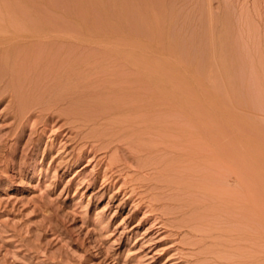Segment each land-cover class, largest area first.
Instances as JSON below:
<instances>
[{"label":"rangeland","instance_id":"rangeland-1","mask_svg":"<svg viewBox=\"0 0 264 264\" xmlns=\"http://www.w3.org/2000/svg\"><path fill=\"white\" fill-rule=\"evenodd\" d=\"M0 1L1 38L53 16L82 39H29L7 76L0 44V264H264V0Z\"/></svg>","mask_w":264,"mask_h":264},{"label":"bare ground","instance_id":"bare-ground-1","mask_svg":"<svg viewBox=\"0 0 264 264\" xmlns=\"http://www.w3.org/2000/svg\"><path fill=\"white\" fill-rule=\"evenodd\" d=\"M3 1V0H2ZM60 1V0H59ZM10 2V1H9ZM28 2V1H27ZM29 2H30V0H29ZM40 2V4H41V6H42V4H43V7L44 6H47V7H55V6H57L56 5V2L54 3V1L53 0H33V2L32 3H27V5H26V8L24 9L23 7H21V9H19L20 7L18 6V11H19V13H20V16H24L25 18H31V16L32 15H35V16H37V17H39V16H41V14H43L42 12H41V14L39 13L40 11H39V9H37L36 8V6H35V4H38ZM63 2V1H62ZM85 2V1H84ZM0 3H3V2H1L0 1ZM5 4L7 3V2H4ZM61 3V1L59 2V4ZM90 3V2H89ZM69 4V3H68ZM8 5V4H7ZM7 5H5L4 6V4L2 5L1 4V11H3V13L4 12H6V13H4L5 15H7V14H9V15H11V11L9 12V9L7 8ZM24 5V4H23ZM39 5V4H38ZM77 5V4H76ZM86 5V4H85ZM59 6H61V5H59ZM62 6H63V3H62ZM131 6V5H130ZM3 7V8H2ZM4 7L6 8V9H4ZM8 7L10 8V10L12 9L11 8V5L9 6L8 5ZM14 7H15V9H17L16 7L17 6H13V9H14ZM72 7H74V6H72ZM137 7V6H136ZM46 8V7H45ZM75 8V7H74ZM120 8V7H119ZM146 8V7H145ZM12 9V10H13ZM23 9V10H22ZM53 9V8H52ZM133 9V8H132ZM139 9V8H138ZM7 10H8V12H7ZM21 10V11H20ZM47 10V9H46ZM54 10H55V8H54ZM60 10V9H59ZM59 10H57V12L59 11ZM67 10V9H66ZM72 10H73V8H72ZM141 10V9H140ZM16 11V10H15ZM44 12H46L45 10H44ZM131 12H133V10L131 11ZM135 12V11H134ZM3 13H1L0 12V15H2ZM130 13V12H129ZM154 13V12H153ZM16 14H18V12L16 11ZM47 14V13H46ZM70 14V13H69ZM75 14V13H74ZM152 14V13H151ZM5 15H3V16H5ZM19 15V14H18ZM17 15V16H18ZM63 15H64V13H63ZM62 15V16H63ZM3 16H1L2 18H3ZM16 16V15H15ZM35 16H34V18H35ZM43 16V15H42ZM44 16H48V15H44ZM131 16V15H130ZM138 16V15H137ZM152 16V15H151ZM23 17V18H24ZM65 17V16H64ZM74 17V16H73ZM129 17V16H128ZM157 17V16H156ZM7 18V17H6ZM17 18V17H16ZM15 18V19H16ZM21 18V17H20ZM17 19V21L18 20H21V19ZM27 18V19H28ZM34 18H33V20H34ZM46 18V17H45ZM56 18V17H55ZM53 16H52V18H47V19H45V21H41V22H39L38 23V21H33V22H36L37 24H34V25H32V24H28L29 26L27 27V30L28 31H26L25 32V30H23L22 32L23 33H18L17 31H16V29H15V27L16 26H14V29H15V33H14V30H13V28H11L12 27V25L11 26H9L10 28H11V30H13V32L10 30V28H9V31L11 32V34H12V36H8L7 34V31H8V29H6L5 28V25H4V23L3 24H1L0 23V28L2 27L3 28V26H4V29H6L5 30V33H7L6 35L7 36H5V37H3V38H1V36H0V44H4L5 45V51H6V53L4 54V52H3V55H2V59L1 60H3L4 61V69H5V73H6V76H7V73H8V75H9V73H11L12 74V72L14 73L15 72V70H16V61H18L16 58L17 57H19V59L20 58H22L21 56H23V55H19L18 56V49H19V46L21 45V44H28V47H29V45L32 43H34L33 42V40H32V42L29 40V39H38L39 41H41L42 42V45H43V43H45V44H47L48 43V45H49V43L50 42H53V41H49L50 40V38H52L51 36H52V33H58V32H62V35L63 36H60V37H54V39L55 40H59L61 43H63L62 45H63V54H65V53H67L68 54V52H69V58H70V54L71 53H75L76 52V49H77V46H79L78 44H79V42L81 41V43H82V39L80 38V37H78V35H77V33H78V31L76 30V28L77 27H74V25H70V24H65V23H67L66 21L67 20H65V23L64 22H62V21H60L59 19H55ZM59 18V17H58ZM66 18H68L69 19V17L67 16ZM76 18V17H75ZM139 18V17H138ZM32 19V18H31ZM40 20L42 19V17L41 18H39ZM63 19V18H62ZM118 19V18H117ZM137 19V18H136ZM151 19V18H150ZM155 19V18H154ZM163 19V18H162ZM13 20V19H12ZM30 19H28V20H26V21H29ZM36 20H37V18H36ZM11 21V20H10ZM23 21V20H22ZM21 21V22H22ZM25 20H24V22H26ZM70 21H73V20H70ZM75 21V20H74ZM32 22V21H31ZM125 22V21H124ZM8 23H9V21H8ZM11 23V22H10ZM18 23V22H17ZM30 23V22H29ZM131 23V22H130ZM134 23V22H133ZM13 24V23H12ZM21 24V23H20ZM23 24V23H22ZM71 24H73V22L71 23ZM77 23H75V25H76ZM2 25V26H1ZM8 25V24H7ZM31 25V26H30ZM139 25V24H138ZM160 25H161V23H160ZM164 25V24H163ZM18 26V25H17ZM146 26V25H145ZM158 26V25H157ZM172 26V25H171ZM19 27V26H18ZM22 27V26H21ZM8 28V27H7ZM23 28V27H22ZM146 28V27H145ZM152 28V27H151ZM3 29V30H4ZM24 29H26L25 27H24ZM2 30V29H1ZM0 30V31H1ZM2 30V34L4 33V31ZM19 30V29H18ZM22 30V29H21ZM20 30V31H21ZM138 30V29H137ZM136 30V31H137ZM153 32V31H152ZM1 33H0V35H1ZM4 33V34H5ZM13 33H14V35H13ZM143 33V32H142ZM150 33V32H149ZM10 34V33H9ZM10 34V35H11ZM61 34V33H60ZM79 34V33H78ZM48 36H50V38H48ZM110 36V35H109ZM133 36V35H132ZM115 37V36H114ZM134 37V36H133ZM145 37V36H144ZM169 37V36H168ZM80 38V39H79ZM88 38V37H87ZM109 38V37H108ZM108 38H106L105 40H109ZM110 38H112V37H110ZM20 39V40H19ZM53 39V38H52ZM89 39V38H88ZM140 39V38H139ZM29 40V41H28ZM105 40H100V41H105ZM172 40V39H171ZM99 41V40H98ZM100 41H99V43H100ZM173 41V40H172ZM41 42H40V44H41ZM59 42V43H60ZM83 42H84V39H83ZM87 42H89V41H87ZM91 42H93L92 40H91ZM110 42V41H109ZM112 43H113V41H112ZM140 43V42H139ZM139 43H138V45H139ZM170 43H171V41H170ZM30 45V49H32V50H35L37 47V45L35 46V44H38V42L36 41V43L35 44H33V45ZM39 44V45H40ZM55 44V43H54ZM100 44H103V43H100ZM105 44V46H106V44H108V41H107V43H104ZM111 44V43H110ZM23 46V45H22ZM104 46V45H103ZM2 47H3V45H2ZM1 47V48H2ZM24 47V49H26L25 48V46H23ZM22 47V48H23ZM45 47V46H44ZM47 47V46H46ZM49 47V46H48ZM53 47V46H52ZM52 47H50V48H52ZM57 47V46H56ZM137 47V46H136ZM7 48V49H6ZM38 48H39V46H38ZM103 48V47H102ZM139 48V47H138ZM23 49V50H24ZM29 49V50H30ZM42 49V48H41ZM22 50V51H23ZM39 50V49H38ZM45 50V49H44ZM4 51V50H3ZM26 51H28V50H26ZM127 51V50H126ZM137 51V52H136ZM135 52L138 54V50H136ZM24 52V51H23ZM22 52V53H23ZM71 52V53H70ZM131 52H133V50L131 51ZM131 52H130V54L127 52H125V54L123 53V56L121 57V58H125L123 61H125V63L124 64H122V66L123 65H125L124 66V68H131L132 70V72H134V77L132 76V77H130L131 75L129 74L128 76L127 75H125V77L123 76V78H125V79H127L128 78V80L127 81H130L131 79H132V81L133 80H137V81H141V78H142V69L144 68V69H147V68H145V66H147V65H145V64H142L143 62H141V60H139L140 58H137L135 55H133V54H131ZM35 53V52H34ZM56 53H57V51H56ZM221 53V52H220ZM1 54V53H0ZM20 54H21V52H20ZM47 54H48V51H47ZM77 54V53H76ZM120 54H122V53H120ZM140 54V53H139ZM138 54V55H139ZM39 55V54H38ZM59 55V54H58ZM57 55V56H58ZM17 56V57H16ZM54 56H56V55H54ZM60 56H61V54H60ZM72 56H73V54H72ZM135 56V57H134ZM139 56H142V55H139ZM222 56V55H221ZM240 56V55H239ZM0 57H1V55H0ZM63 57V56H62ZM61 57V58H62ZM78 57V56H77ZM77 57H73V58H71V60L69 61L70 63H68L67 65H68V68H67V66H66V69L65 70H63V73L61 74L62 75V77L64 78V82H65V84H64V88H63V91H62V94L64 95V97L65 98H67V100H69L70 98L72 99H70L71 100V102H70V100L69 101H67V103L69 102L70 104H69V108L68 109H70V111L71 110H74V114H75V109L77 108V104H78V98H77V90H78V78H77V76H78V74H79V70H78V65L76 66V64H77V62H76V60L77 59H75V58H77ZM25 58V57H24ZM26 58H27V55H26ZM64 58V57H63ZM113 58V57H112ZM121 58L120 59H116V61L117 60H119V61H121ZM23 59V58H22ZM80 59V58H79ZM105 59H108V58H106L105 57ZM110 59V58H109ZM142 59V58H141ZM43 60V59H42ZM61 60V59H60ZM2 61V62H3ZM39 61V60H38ZM65 61H66V59H65ZM113 61V60H112ZM112 61H110V62H112ZM115 61V60H114ZM143 61V60H142ZM40 62H42V61H39V63ZM67 62V61H66ZM66 62H65V64H66ZM93 62V61H92ZM100 62V61H99ZM104 62V61H103ZM107 62H109V60L107 61ZM109 62V63H110ZM118 62V61H117ZM122 62V61H121ZM243 62V61H242ZM11 64V66H10V64ZM46 63V62H45ZM52 63V62H51ZM62 63V62H61ZM97 63V62H96ZM123 63V62H122ZM64 64V63H63ZM63 64H61V65H63ZM92 64V63H91ZM94 64V63H93ZM106 64V63H105ZM104 64V65H105ZM113 64V63H112ZM245 64V63H244ZM18 65V64H17ZM96 65V64H95ZM98 65V64H97ZM114 65V64H113ZM119 65V64H118ZM143 65H144V67H143ZM237 65V64H236ZM2 66V65H1ZM8 66H10V68L8 67ZM94 66V65H93ZM121 66V65H120ZM121 66V67H122ZM157 66V65H156ZM224 66V65H223ZM222 66V67H223ZM91 67V66H90ZM97 67V66H96ZM99 67V66H98ZM103 67V66H102ZM105 67V66H104ZM103 67V69H105ZM112 67V66H111ZM114 67H116V66H114ZM2 68V67H1ZM61 68V67H60ZM63 68V67H62ZM80 68V67H79ZM244 68V67H243ZM94 69V68H93ZM107 69V68H106ZM105 69V70H106ZM121 69V68H120ZM123 69V68H122ZM121 69V70H122ZM149 69V68H148ZM10 70V71H9ZM110 70V69H109ZM128 69H125L124 71H123V73L125 72V71H127ZM245 70V69H244ZM1 71V70H0ZM18 71V70H17ZM128 71H130V69L128 70ZM127 71V73L126 74H128V73H131V72H128ZM149 71V70H148ZM233 71V70H232ZM243 71V70H242ZM118 72H120V71H118ZM252 72H254V71H252ZM103 73V72H102ZM104 73H106V72H104ZM110 73H111V71H110ZM144 73H147V70H146V72H145V70H144ZM163 73V72H162ZM11 74H10V77H11ZM125 74V73H124ZM250 74V73H249ZM254 74V73H253ZM105 75V74H104ZM123 75V74H122ZM148 75V74H147ZM164 75V74H163ZM167 75V74H166ZM170 75V74H169ZM244 75V74H243ZM251 75V74H250ZM162 76V75H161ZM240 76H241V74H240ZM12 77H13V75H12ZM9 78V76H8V82L10 83V85L12 86V85H15L14 84V82H17V81H15V79L14 78ZM17 77V76H16ZM149 76H147V78H148ZM227 77V76H226ZM249 77V76H248ZM252 77H254V76H252ZM251 77V78H252ZM59 78V77H58ZM81 78V77H80ZM122 78V77H121ZM146 78V77H145ZM153 78V77H152ZM236 78V77H235ZM4 79V78H3ZM6 79V78H5ZM112 79V78H111ZM130 79V80H129ZM150 79V78H149ZM160 79V78H159ZM170 79V78H169ZM225 79H227V78H225ZM237 79V78H236ZM253 79V78H252ZM251 79V80H252ZM84 80V79H83ZM114 80V79H113ZM121 80V79H120ZM143 80H145V79H142V81ZM151 80V79H150ZM228 80H229V78H228ZM118 81V80H117ZM126 81V80H125ZM126 81V82H127ZM146 81H147V83H148V79H146ZM146 81L144 82V83H146ZM151 81H153V80H151ZM150 81V82H151ZM237 81V80H236ZM242 82V81H241ZM8 83V84H9ZM19 83V82H18ZM17 83V84H18ZM115 83V82H114ZM117 83V82H116ZM124 83V82H123ZM155 83H157V82H155L154 81V84ZM232 83H233V80H232ZM252 83H253V81H252ZM261 83V82H260ZM25 84V83H24ZM158 84V83H157ZM167 84V83H166ZM228 84H229V82H228ZM247 84V83H246ZM245 84V85H246ZM85 85V84H84ZM122 85H124V84H122ZM143 85V84H142ZM156 85V84H155ZM231 85V84H230ZM229 85V86H230ZM234 85V84H233ZM240 85V84H239ZM16 86V85H15ZM24 86V85H23ZM61 86V85H60ZM82 86V85H81ZM125 86V88H126V85H124ZM128 86H129V83H128ZM128 86H127V88H128ZM147 86V85H146ZM241 86V85H240ZM239 86V87H240ZM63 87V86H62ZM122 87V86H121ZM132 87V86H131ZM156 87V86H155ZM248 87V86H247ZM260 87V86H259ZM118 88V87H117ZM157 89H158V87H156ZM245 88V87H244ZM80 89V88H79ZM122 89V88H121ZM135 89V88H134ZM248 89V88H247ZM246 89V90H247ZM4 90V89H3ZM62 90V89H61ZM123 90H125V89H123ZM122 90V91H123ZM137 90V89H136ZM140 90V89H139ZM138 90V91H139ZM145 90V89H144ZM156 90V89H155ZM169 90V88H167V91ZM236 90V89H235ZM241 90H243V87H242V89ZM241 90H240V92H241ZM245 90V89H244ZM246 90L244 91V93L246 92ZM79 91V90H78ZM126 91V90H125ZM146 91V90H145ZM149 91V90H148ZM147 91V92H148ZM157 91V90H156ZM158 91H160V90H158ZM157 91V92H158ZM248 91H250V90H248ZM253 91V90H252ZM114 92V91H113ZM150 92V91H149ZM148 92V93H149ZM163 92V91H162ZM239 92V93H240ZM256 92V91H255ZM255 92H254V94H253V96L255 95ZM122 93V92H121ZM137 93V92H136ZM141 93H142V91H141ZM151 93V92H150ZM238 93V94H239ZM242 93V92H241ZM247 93V92H246ZM250 93V92H249ZM252 93V92H251ZM11 94V93H10ZM125 94V93H124ZM152 94V93H151ZM171 94V93H170ZM248 94V93H247ZM259 94V93H258ZM153 96H154V94H152ZM157 95H159V94H157ZM167 95H168V92H167ZM125 96V95H124ZM141 96V95H140ZM146 96V95H145ZM147 96H149V95H147ZM173 96V95H172ZM251 96V95H250ZM256 96H258V95H256ZM68 97H70L69 99H68ZM123 97V96H122ZM131 97V96H130ZM150 97H152V96H150ZM236 97V96H235ZM81 98V97H80ZM148 98V97H147ZM154 98V97H153ZM163 98V97H162ZM172 98V97H171ZM237 98V97H236ZM244 98V97H243ZM251 98H252V96H251ZM255 98H257V97H255ZM62 99V98H61ZM125 99V98H124ZM128 99V98H127ZM122 100H123V98H122ZM132 100H133V97H132ZM132 100H130V101H132ZM137 100V99H136ZM151 100V99H150ZM244 100V99H243ZM247 100V99H246ZM245 100V101H246ZM248 100H249V98H248ZM129 101V100H128ZM157 101V100H156ZM242 101V100H241ZM133 102V101H132ZM148 102H149V100H148ZM158 102H159V100H158ZM165 102V101H164ZM122 103H124V102H122ZM130 103V102H129ZM252 103H254L253 101H252ZM127 104V103H126ZM131 104V103H130ZM152 104V103H151ZM257 104V103H256ZM166 105V104H165ZM164 105V106H165ZM246 105V104H245ZM250 105V104H249ZM252 105V104H251ZM171 106V105H170ZM248 106V105H247ZM255 106V105H254ZM253 106V107H254ZM166 107V106H165ZM167 107H168V105H167ZM249 107V106H248ZM255 107H257V106H255ZM150 109V108H149ZM157 109V108H156ZM169 109V108H168ZM135 110V109H134ZM154 110V109H153ZM165 110V109H164ZM258 111V110H257ZM67 112H69V111H67ZM77 113V112H76ZM77 114H79V113H77ZM214 122V121H213ZM203 130H204V128H203ZM217 130V129H216ZM205 131V130H204ZM209 132V131H208ZM207 134H209V133H207ZM210 134H211V132H210ZM215 142V141H214ZM203 150H205V149H203ZM206 151V150H205ZM202 154H203V152H201ZM200 153V154H201ZM204 156V155H203ZM200 157V156H199ZM205 157V156H204ZM198 159V158H197Z\"/></svg>","mask_w":264,"mask_h":264}]
</instances>
